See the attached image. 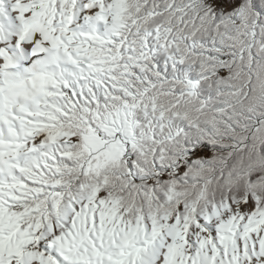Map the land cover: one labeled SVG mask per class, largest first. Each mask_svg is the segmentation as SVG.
<instances>
[{
	"label": "snow or ice",
	"instance_id": "obj_1",
	"mask_svg": "<svg viewBox=\"0 0 264 264\" xmlns=\"http://www.w3.org/2000/svg\"><path fill=\"white\" fill-rule=\"evenodd\" d=\"M129 3L0 0V264H30L33 260L38 264H264V116L247 136L233 133V147L255 143L250 163L235 184L229 183V191L208 196L202 190L193 194L190 203L173 179L188 164H203L198 158L209 151L210 144L233 129L245 128L243 116L264 113V78L255 73V61H250L249 76L239 84L240 76L233 71L237 60L241 65L250 60L251 48L233 49L229 60L214 42L205 44L195 36L189 40L183 34L177 38L173 25L183 26L193 13H198L196 20L201 24L227 23L246 16L250 9L264 16V0H250V4L246 0H160L153 3L144 20L160 15L164 8L171 23H156L147 30L140 28L137 18L129 20ZM88 9L91 11L85 14ZM136 11H140L139 4ZM130 23L137 36L135 42L125 43L121 33ZM252 35L254 43L255 33ZM104 44L109 50L127 47L129 61L135 62L138 73L143 71L142 62L153 56L154 75L171 78L178 85L177 103L196 101L191 112L173 111L167 117L159 112L154 123L161 135L154 131L151 139L160 146L153 150L147 167L138 168L134 157L127 161L122 157L129 147L138 146L132 119L135 110L142 106L146 115L149 110L156 112L155 97L143 102L148 87L142 92L121 87L123 103L109 113L110 118L97 111L81 128L85 147L90 152L94 148L93 155L99 154L93 161L97 168L126 162L125 179L138 184L143 198L152 201L159 195L165 202L163 209L132 221L124 220L118 201H96L94 192L85 197L91 203H79L72 194L65 202L59 182L48 184L41 177V170H47L45 164H33L41 153L52 163L38 137L46 132L49 141H55L57 135L65 134L59 131L58 120L77 101L98 104L100 93V99H120L112 93L130 75L132 65L116 63L111 54L108 59L97 58ZM84 111L91 110L85 107ZM96 117L99 125L92 123ZM98 128L105 134L103 139ZM166 144L170 146L165 148ZM257 144L261 154L255 151ZM53 158L59 157L53 154ZM143 180L149 184L139 183ZM28 199L35 206L16 211ZM199 199L211 202L201 208ZM42 203L58 222L71 219V228L77 230L74 235L86 241L83 247L66 244L65 237L57 233L54 240L49 236L47 243L40 242L50 255L26 250L40 222L35 227L25 225L23 217L39 214L41 221L46 219ZM173 204L175 211L170 210ZM102 205L105 207L97 211ZM47 227L56 231L54 224Z\"/></svg>",
	"mask_w": 264,
	"mask_h": 264
},
{
	"label": "clouds",
	"instance_id": "obj_2",
	"mask_svg": "<svg viewBox=\"0 0 264 264\" xmlns=\"http://www.w3.org/2000/svg\"><path fill=\"white\" fill-rule=\"evenodd\" d=\"M246 2L250 4V0H246ZM153 3L159 4L160 0H130L129 20L137 18L140 28L145 30L153 27L156 23H159L161 26L171 23L167 9L164 8H161L160 15L149 17L147 21L144 20L145 14L152 10ZM137 4H139V12L136 11ZM89 11L91 10L88 9L85 14H88ZM197 15L198 13H193L183 26L174 24L175 31L173 35L179 38L183 34L189 40H191L192 36H195L197 41H203L205 44H212L214 42V46H218L219 53L229 60L231 59L229 54L233 49H239L241 46L251 48L252 55L250 60L245 61L244 65H241L239 60H237L233 68V71L237 72L240 76V79L236 80V83L239 84L241 80L248 78V64L250 61H255L253 65L255 73L264 78V16H260L254 9H250L246 16L232 19L227 23L214 20L201 24L196 20ZM193 22H195V26ZM253 32L255 33L254 43ZM121 35L125 38V43L135 42L137 32L130 23L128 29L123 31ZM181 44L183 45V41H181ZM101 47L103 50H98L97 58L108 59L109 54H111V56L116 57V63L120 65L130 63L132 65L128 69L130 75L124 81L115 85L116 91L112 93V97H120V99H100L99 96H102V93H100L98 104H85L83 101H77L76 105L69 109V114L60 117L58 120V123L61 125L59 131L65 134L57 135L55 141H49V134L46 132L38 137L41 139L44 147L47 148L48 158L52 159V163L49 164L45 159V154L41 153L39 157L33 159V164H45L47 170H41V177L46 179L48 184L59 182L60 191L65 194V202L67 195L72 194L77 198L79 203H91L85 197L89 192H94V199L96 201H107L109 204L114 200L118 201L124 220L132 221L138 215L147 217L158 209H163L165 202L160 200L159 195H155L152 201H146L143 198L142 192L137 191L138 184L131 181L130 178L125 179V172L127 171L126 162H122L119 165L108 164L97 168L93 161L97 160V155L99 154L93 155L96 150L93 148L90 152L85 147L81 128L97 111L105 119L110 118L109 113L113 112L118 104L123 103L124 98L119 91L121 87H128L136 92H142L145 87H148L149 92L145 94L143 102L147 103L152 97H155L156 112L149 110V114L146 115L142 106L135 110L132 119L136 122L135 138L138 146L136 148L129 147L127 149L128 154L122 157V161L132 160L134 157L133 162L138 168L141 166L147 167L151 165L153 150L160 146L155 144L151 139L154 131L155 135H161V132L156 129V124L154 123L158 118L159 112L163 111L166 117L173 111L191 112L195 108L196 101L191 100L187 104L182 101L177 103L178 94L175 90L178 85L173 83L171 78L156 77L154 75L155 58L153 56L142 62L144 64L143 71L138 73L134 70L135 62L129 61L127 47H113L111 50H109L107 44ZM135 55L136 53H133V56ZM81 63L85 62L81 61ZM149 65H152V67H149ZM138 75L140 76L139 79L137 78ZM85 107L91 111L85 112ZM261 116H264V113L259 111L255 115L243 116V120L247 121L245 128L233 129L229 135L215 141L214 145L210 144L209 151L198 158L203 161V164H188L184 172L173 176V179L177 180L176 187L182 193L187 194L190 203L195 199L194 193L207 190L208 196H213L220 191H225V193L229 191V183L235 184L240 172L250 163L253 157L252 144L255 141H251L245 148L233 147L236 143L232 138L233 133L236 136H247L252 132L253 126L256 125L257 119ZM82 118L83 122H81ZM172 119L175 120V117L173 116ZM100 122L99 117L92 120V123L96 125H99ZM176 122L178 123V121ZM165 127H167V120H165ZM97 130L103 139L105 136L104 132L99 128ZM73 136H76V139H73ZM261 143H264V141H261ZM169 146L167 144L164 145L165 148ZM255 151L257 154H261L259 144L256 145ZM53 154L59 158H53ZM164 155H167V153H164ZM139 183L148 185L149 181L143 180ZM129 184H134L135 186L129 187ZM41 200L43 201L44 198L41 197ZM179 202L183 203V199ZM210 202L205 199H199V206L201 208L206 207L207 203ZM35 203L34 200L28 199L18 204L16 211L25 212L26 208L34 207ZM41 206L46 209V219L41 221L39 214L35 216L28 214L23 217L25 225L32 224L35 227V223L37 221L40 222V227L33 233L35 239L26 250L50 255V251L42 248L40 242L44 241L47 243L49 236L54 240L57 233L65 237L66 244L70 243L77 248L83 247L86 241L78 234L74 235V233H77V230L71 228V219H65L62 223L58 222L55 213L48 208L47 204L42 203ZM103 207L105 206L102 205L97 211L102 210ZM170 210L175 211L176 205L173 204ZM49 224L55 225V232L47 227ZM86 235L85 233V237ZM191 247V245H188L189 250ZM30 264H38V261L33 260Z\"/></svg>",
	"mask_w": 264,
	"mask_h": 264
}]
</instances>
